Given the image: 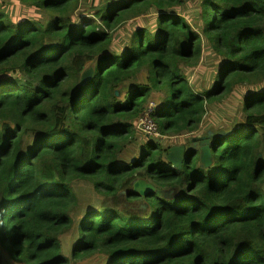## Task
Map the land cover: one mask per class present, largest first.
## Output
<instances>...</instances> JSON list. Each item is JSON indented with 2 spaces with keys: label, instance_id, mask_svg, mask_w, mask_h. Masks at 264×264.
I'll use <instances>...</instances> for the list:
<instances>
[{
  "label": "trees",
  "instance_id": "trees-1",
  "mask_svg": "<svg viewBox=\"0 0 264 264\" xmlns=\"http://www.w3.org/2000/svg\"><path fill=\"white\" fill-rule=\"evenodd\" d=\"M237 89L247 126L213 140L211 168L194 149L176 169L157 139L137 151L155 94L172 92L156 114L169 136ZM77 179L110 201L83 212L66 255ZM100 258L264 264V0H0V264Z\"/></svg>",
  "mask_w": 264,
  "mask_h": 264
},
{
  "label": "rangeland",
  "instance_id": "rangeland-1",
  "mask_svg": "<svg viewBox=\"0 0 264 264\" xmlns=\"http://www.w3.org/2000/svg\"><path fill=\"white\" fill-rule=\"evenodd\" d=\"M112 1H115V0H112ZM218 70H219L218 67L214 68L215 72H217ZM186 73L189 77V80L192 83H194L195 75L193 74V72L191 70H187ZM225 97H226V100H225L226 103L223 102L225 104L218 105L217 108H215L213 111L214 115L206 116L205 118L206 120L204 121V124L201 126V129L199 131H190V132L184 131L181 133V135L171 134L169 136H162V139L158 140V143L163 144L166 147H169L170 148L169 150H171L172 148H177V147H185L184 158H183V163H182L184 164V163L189 162V160L186 161L185 158L187 157V155L189 154L191 150H194V149L200 150L202 148L201 146L202 141H206L204 145L206 146L208 144L207 141H210L212 143L214 139L218 138L219 136H223L225 133H227L233 128L235 129L241 126H247L245 116L239 110L240 107H243L245 105L246 96H241V91L237 89L229 97L227 95ZM172 99H173V96H172L171 90H165L164 95L155 94V97L151 101H155L156 103H158V107H159L158 111H159L160 108H162L164 104L165 106H169L172 102ZM137 123H139V120ZM149 142L151 141L145 138L144 135L140 132L138 144L136 145L137 151L140 150L143 147V145L145 144L147 145ZM137 151L130 150L127 153L128 155L124 157V160L131 161L135 159L138 156ZM188 159H190V155L188 156ZM85 160L87 163H89L90 161L89 153L87 154V156H85ZM167 160H168V157H167ZM213 164L210 167H207L206 169L211 168ZM72 186H73L76 196L79 199L80 206L73 214V218L75 219L74 227L68 233H65L62 236V240H63L62 242H64L63 249L66 255H70L72 247L75 244V235H76L75 227L77 223L79 222V220L82 218L83 212L86 210H92V209L101 207L103 203H107V201H110V200H104V197L99 195L96 192L93 184L90 183L89 181H86L83 179H77L76 181H74ZM153 188H149V189L155 191L156 189L155 188L153 189ZM176 188L177 190L174 189V191H172L171 193L172 198H175L180 192L181 187L180 189L178 187ZM166 198L172 199L170 197H166ZM140 206H144L143 200L139 202L138 207L140 208ZM142 210L145 211L146 208L145 209L142 208ZM4 264H11V260L7 259L4 262ZM84 264H87V263H84ZM90 264H103V260L100 258Z\"/></svg>",
  "mask_w": 264,
  "mask_h": 264
},
{
  "label": "water",
  "instance_id": "water-1",
  "mask_svg": "<svg viewBox=\"0 0 264 264\" xmlns=\"http://www.w3.org/2000/svg\"><path fill=\"white\" fill-rule=\"evenodd\" d=\"M92 74H93L92 71H88L87 73L84 74V77L91 79ZM205 143H206V141L201 142L202 148L200 149V161L202 163V166L204 168H207V167H210L214 163V160H213V153H212V143L210 141H207L208 144L206 146H204ZM184 150H185V147H177V148H172L169 151V154L167 156L168 160H169V162H171L173 164V166L176 169L182 168V165H183L182 163H183V158H184ZM147 183L148 182H146L145 180H140L136 184L135 189H137L138 191H140L144 195L145 192L151 191V189H149V188H153L150 183H148V184ZM172 191H174V189L158 190V193L160 195H164L166 197L172 198V195H171Z\"/></svg>",
  "mask_w": 264,
  "mask_h": 264
},
{
  "label": "built area",
  "instance_id": "built-area-1",
  "mask_svg": "<svg viewBox=\"0 0 264 264\" xmlns=\"http://www.w3.org/2000/svg\"><path fill=\"white\" fill-rule=\"evenodd\" d=\"M158 109V103L155 101L149 102L147 108L139 119L138 129L144 137L149 140H160L162 139V136H164L160 128L159 120L156 117Z\"/></svg>",
  "mask_w": 264,
  "mask_h": 264
},
{
  "label": "bare ground",
  "instance_id": "bare-ground-1",
  "mask_svg": "<svg viewBox=\"0 0 264 264\" xmlns=\"http://www.w3.org/2000/svg\"><path fill=\"white\" fill-rule=\"evenodd\" d=\"M227 72H228V69L226 68V69H225V72H224V75H225ZM247 132H253V133H255V132L252 131V130H247ZM253 135H254V134H253ZM21 169H24V165H21ZM172 171H176V169H173ZM22 205H24V203H21V206H22ZM19 210L22 211L21 208H19Z\"/></svg>",
  "mask_w": 264,
  "mask_h": 264
}]
</instances>
